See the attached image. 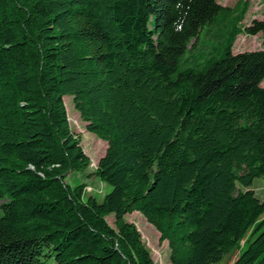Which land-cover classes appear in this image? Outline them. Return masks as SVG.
I'll return each mask as SVG.
<instances>
[{
	"label": "trees",
	"instance_id": "trees-1",
	"mask_svg": "<svg viewBox=\"0 0 264 264\" xmlns=\"http://www.w3.org/2000/svg\"><path fill=\"white\" fill-rule=\"evenodd\" d=\"M0 0V264H264V51L233 54L250 0ZM71 96L107 143L94 176ZM115 218L114 226L107 220Z\"/></svg>",
	"mask_w": 264,
	"mask_h": 264
},
{
	"label": "rangeland",
	"instance_id": "rangeland-1",
	"mask_svg": "<svg viewBox=\"0 0 264 264\" xmlns=\"http://www.w3.org/2000/svg\"><path fill=\"white\" fill-rule=\"evenodd\" d=\"M240 0H220V4L225 7H233ZM250 10L247 14L245 26L251 25L254 20H264V0H250ZM252 51H264V39L261 35L247 36L240 35L233 47V54H239ZM264 87V81L261 84ZM64 103L71 125V129L81 139V146L85 154L90 158L91 165L88 169L80 172H72L67 183L74 187L78 185H87L85 198L94 196L99 203L103 202L105 195L112 191V187L103 183L93 174L97 168L99 160L105 155L107 143L97 138L94 134L89 133L86 129L87 124L80 118V115L74 109L73 98L64 97ZM256 195L264 201V178L256 179L251 188ZM126 221L134 224L140 232L142 239L150 250L155 264H170V249L167 242H160V234L148 223L146 218L139 212H134L125 217ZM109 224L114 226L115 218H107ZM239 252L230 253L220 264H233L238 258ZM44 264H54L52 258L44 261Z\"/></svg>",
	"mask_w": 264,
	"mask_h": 264
}]
</instances>
